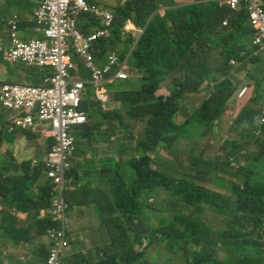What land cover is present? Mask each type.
Wrapping results in <instances>:
<instances>
[{
  "label": "trees",
  "instance_id": "obj_1",
  "mask_svg": "<svg viewBox=\"0 0 264 264\" xmlns=\"http://www.w3.org/2000/svg\"><path fill=\"white\" fill-rule=\"evenodd\" d=\"M261 2L264 7V0ZM241 4L240 10L232 11L227 5L221 4V0H195L189 5H180L175 0H127L123 5L112 8L115 14L112 37L111 40L102 39L97 43V54L99 59L107 58L109 51L123 42L124 50L119 56L121 60H128L130 79L113 82L108 87L109 94L114 92V99L127 109L126 115L130 120L144 124L142 134L145 140L135 148L128 146L120 150L135 149L139 152V157L131 162L129 169L117 156L105 161L106 165H110L105 168L111 188L108 190L110 215L105 224L111 233V243L96 250L95 255L90 252L87 256L70 258L68 264H136L145 256L144 252L136 250L137 246H142L143 239L151 240L149 244L166 240L171 252H177L178 249L188 252L191 239L197 248L191 253L192 256L187 257V264H264V158H254L249 165L252 169L246 166L249 170L243 171L242 167L243 187L236 188L238 198L201 186L196 183L197 179L174 178L167 171L156 169L160 166L153 165L155 159L162 162L169 158L167 151H171L180 138L183 127L175 123L180 104L188 95L208 90L205 83L211 81L215 82L212 93L200 108L193 111L186 123H197L211 131L217 126V121L226 112L225 108L234 95L230 79L232 59L253 64L254 69L248 79L256 84L262 56L259 48L253 45L256 32L249 25L246 9L249 2L241 0ZM161 12L164 14L161 15ZM129 21L143 29L133 47V38L130 35L125 37L122 31ZM225 21L228 22L227 26L223 25ZM94 26L100 27V24L87 20L80 27L85 34H89ZM0 30L3 31L1 27ZM46 75L47 71L42 73L41 78L44 79ZM136 80L139 86L135 88L133 81ZM165 83L167 95H161ZM260 89L261 85L256 84L258 97ZM87 104L94 110V100ZM100 113H104L103 108H100ZM107 114L99 116L103 119L112 117L109 125L113 132H127L129 124L117 109ZM260 119V113L245 106L233 125L242 132L261 130L259 137L250 136L255 146L261 145L256 149L264 147V122ZM88 124L82 128L85 134L101 130L100 125ZM242 132L240 135L243 137ZM23 133L29 139L40 135L31 131ZM122 139L127 140L129 136H123ZM50 140L52 146L54 140ZM226 146L231 147L228 142H225ZM239 147L240 140H235L234 148ZM231 159L235 160L233 152H227L224 161H217L215 165L197 160L207 166V171L203 170L206 172L202 174L208 175L211 172H226ZM33 163V160L25 161L23 166L27 174L23 177L8 176L4 170H0V197L3 200L10 199L11 205L21 211L52 205L53 188L48 190V196H42L44 203H34L36 198H33L35 195L30 181L36 182V178L44 172V165L34 166ZM127 174L130 184L125 182ZM157 189L169 196V207H173L174 200L178 202V212L173 221L164 227L160 226L151 235L142 236L136 232V228L138 224L141 225L140 222H145L144 211L148 208L149 200L155 197ZM200 204L212 205L216 215L221 212L226 213L227 218L234 217L232 223L226 221L229 224L227 231L214 233L217 234L215 238L205 221L195 216L194 205ZM113 215L116 217L112 218ZM48 222L51 227L57 224L52 220ZM244 224L250 225L251 230ZM130 229L132 232L129 234ZM250 245L255 246V250ZM222 250L227 255L224 261L219 259Z\"/></svg>",
  "mask_w": 264,
  "mask_h": 264
},
{
  "label": "crops",
  "instance_id": "obj_2",
  "mask_svg": "<svg viewBox=\"0 0 264 264\" xmlns=\"http://www.w3.org/2000/svg\"><path fill=\"white\" fill-rule=\"evenodd\" d=\"M257 1L262 4L261 0ZM178 2L180 5H189L192 3V0H179ZM4 10H6L4 13L8 15L9 13L14 14L16 9L14 6L7 7L6 4ZM34 10L35 9H33L32 12H29L30 16L28 18H22V20L19 22L18 36L23 42H29L35 35L33 26L35 23L32 21V19H35V17L32 15ZM129 25L131 30H135L137 28L135 24L130 21ZM1 34L3 37L2 40L8 43L10 30L6 33L1 31ZM259 52L262 56V62L257 73V79L262 77L264 79V51ZM105 62L106 57L104 59H100L99 61L101 65H104ZM237 62V65L231 66L230 79L233 84L236 85L235 78H240V84H237L238 86L234 88V95L231 98L230 103L227 105L231 106L233 104L232 107L234 109L230 117L231 127H233L238 114L245 106L250 107L251 110L257 113H260L261 116L264 114V88L261 86L259 91L260 93L263 91L261 93L263 96H256V84L254 81L248 79L249 73L254 69L253 64L249 61ZM0 65L4 69L2 78L8 82L35 85L42 83L41 76L42 73H45V71H42L41 67L39 66H22L19 71L18 67L13 66L11 75L15 78V80H11L9 77L10 73L8 72L9 69L7 62L4 61L1 53ZM220 78L223 79V76H220ZM109 85H113V82L111 83L110 81L108 83V87ZM166 85L167 83L163 85V89H165ZM246 85H249L250 92L245 97L240 98V101H238L236 95L239 90H241V88ZM133 86L135 88L139 86L137 80ZM208 92L209 88L208 90L206 89L190 95L186 102L181 103L180 111L177 114L175 120L177 126L183 127V130L179 136V139L182 140L180 145L185 140L192 142L191 147L194 148L192 151V160L202 159L203 153L208 149L210 144L216 140L217 134L221 132L226 133V131H223L225 129H223L222 125V118L228 120V115L226 112L223 114L222 118L217 121V126L213 129V131L197 123H186L192 111L194 109L200 108V106L209 97L207 96ZM110 95L111 103L105 106L102 103L95 102L96 106L93 107L94 110L87 112L89 124L100 125L101 130H95L90 134H85L83 133L82 129L84 127H81L78 133L77 142L83 141L86 138L109 140L108 136L111 137L120 132L118 131L115 133L110 129L107 133H102L106 128H103L101 125L103 123L110 124L112 117H105V119L101 118L99 115L103 114L100 113V108H103V110L111 109L113 112H115V110L118 108V105L122 104L120 101L114 99V92H110ZM236 103L237 105H234ZM227 106L225 110H227ZM128 128L130 130V137L127 140H122V142L128 141L129 146L133 147L132 140L134 137L142 134L144 124L140 121L130 120ZM236 131L233 132H235L237 135H240V133H238V129H236ZM257 131L258 129H254V131H251V129L243 132L241 130L239 131L244 135L243 137L240 135V150L242 153L246 152L248 154L257 148V146H255L250 140L251 134L256 136ZM96 136H98V138ZM131 137L132 140H130ZM37 141H45L47 143L50 141L51 143V140L46 138H44L42 141L37 137ZM229 141H231V145L229 143L228 144L231 147H234L235 140ZM80 143L79 150L77 145L75 158L72 161V171L70 172V175L77 181V183L75 182L73 188L67 194V199L70 205L68 217L70 220L69 232L71 248L67 251L64 258L65 264L69 263L70 258L78 255L87 256L90 252H94L95 255L96 250L102 249L104 246L108 245H102L100 243V239L105 235L108 238L106 231L111 236V233L105 224V221L109 219L108 215H110L109 211L111 208L110 197L108 195L109 188L100 184L98 177V174H100L105 178L106 181H108L105 168L109 167L110 165H106L107 163H105V161L109 158L102 161V171L96 168L92 169L90 165L84 167L80 166L79 162L82 160V153L80 152L82 142ZM37 147L38 145L34 142V140L25 137L22 131H12L7 127V124L3 123L2 128L0 129V170H4L8 176H25L27 172L25 171L23 164L27 160H32ZM121 149L122 147L119 145V150ZM179 150V154L184 152V149ZM50 152L51 148H47L41 157L43 158ZM242 164H244V162ZM260 165L263 166L262 164ZM249 167L243 166V168H246V170H249ZM182 169H186L189 172L195 174L196 176L194 177L201 176L197 178H202V182H196L197 184L201 186H207L209 184L204 179L206 175L202 174L207 170L203 171L197 166H193L191 162ZM52 185L53 183L48 178L45 171L40 174L36 178L35 185L32 189V193L35 195V197H37L34 200V203H44L41 198L42 196H48V190L50 187H52ZM47 208L48 207H43L41 209L21 211L20 209H17L11 205L10 199L6 198L3 200L0 197V264L47 263L51 247V243L48 238V233L51 229V226L48 220H52L50 215L45 217V211ZM146 209L144 211L146 215L145 222L143 224L140 222L141 225L139 233H141L142 236L152 230L147 224L149 221L148 217L150 218L152 215ZM103 214L105 215V218L103 217ZM102 218H104V220ZM45 222H47V224Z\"/></svg>",
  "mask_w": 264,
  "mask_h": 264
},
{
  "label": "built area",
  "instance_id": "obj_3",
  "mask_svg": "<svg viewBox=\"0 0 264 264\" xmlns=\"http://www.w3.org/2000/svg\"><path fill=\"white\" fill-rule=\"evenodd\" d=\"M241 0H227L233 11L240 9ZM120 0H44L35 13L36 33L43 38H32L23 42L18 36L19 23L16 15L10 21L11 48L6 50V59L29 66L52 67L53 77L44 85L3 82L0 79V105L10 113H18L14 123L23 129L41 131L55 141L47 158L49 175L59 186L53 206L45 212L58 223L49 230L52 248L46 264H63L65 252L70 247L68 219L69 206L64 198L66 177L72 169L77 139L72 130L75 126L88 123L87 114L82 111L87 84L93 85L97 98L106 103L109 94L105 87L113 79L127 80L128 64L121 61L117 52L112 51L104 65L99 63L96 44L102 39H111L115 15L107 6H114ZM249 21L256 31L253 44L264 51V8L257 0H248ZM86 15H94L101 20L102 28L90 35L79 29V23ZM227 23L225 22L224 25ZM2 41L0 40V46ZM75 53L86 62L91 71L87 82L82 75L76 77ZM234 65L236 62L231 61ZM112 77V78H111ZM248 92L245 87L239 93L243 97ZM25 113V116H23ZM13 117V116H12ZM12 117L10 119H12ZM53 129L50 130V125ZM69 183H71L69 181Z\"/></svg>",
  "mask_w": 264,
  "mask_h": 264
},
{
  "label": "rangeland",
  "instance_id": "obj_4",
  "mask_svg": "<svg viewBox=\"0 0 264 264\" xmlns=\"http://www.w3.org/2000/svg\"><path fill=\"white\" fill-rule=\"evenodd\" d=\"M40 1L41 0H1L0 1V27H1V29H4L3 32L6 33L8 31V29H6V28L10 26V20L15 19L16 15L18 17L17 21L19 23L22 20V18L23 19L28 18L30 16L29 12H32L33 9H35L34 12L37 11L39 9ZM175 1L178 2L179 0H175ZM194 2H195V0H192L191 4H193ZM6 4H7V7H11V6L15 7L16 10H15L14 14L9 13L7 15L4 13L6 11V10H4V8L6 7ZM221 4L225 5V0H221ZM36 5H37V7H36ZM163 14L164 13L161 12V15H163ZM32 15L34 16V13ZM32 21H33V23L36 24L37 19H32ZM130 22L134 23L133 21H130ZM35 24H33V25H35ZM99 28H100L99 26H94L93 31H97ZM122 28H123V30H122L123 35H125V37H128L130 35L134 40V43L131 46L132 47L135 46V43H136L135 40L143 33V29L138 27L135 30H131L129 23H127ZM0 36H2V34H0ZM122 43L123 42L118 43V45L115 48L111 49L109 52L114 51V52H117L118 54L121 55L122 51L124 50V46ZM7 66L9 69L8 72L10 73L9 77L11 78V80H15V78L11 75L13 66L18 67V71H19L22 66H26V65L17 63L15 65L9 64ZM235 82H236V85L235 84L233 85L234 88H236L238 86L237 84H240V78H235ZM133 84L135 85V81H133ZM214 84H215V82H213V81H211L208 84L205 83V85H207V87L209 88V92L207 93V96H210V94L212 93ZM256 84L261 85L262 88H264L263 77L258 78L256 80ZM89 91L92 94L95 93V91L91 88V86H89ZM160 94L161 95H167L166 88L162 89L160 91ZM190 95H192V94H190ZM190 95H188L187 98L183 102H186ZM262 96H263V94H260V97H262ZM91 100H94L95 102H99L95 97L89 96L84 103L85 107H82V109H81L82 111L88 112L91 110V108H92L91 105L87 104V102L91 101ZM234 105H237V103ZM232 106H233V104L231 106H227L226 113L228 115V120L222 118L223 129H225L223 131H226V133L221 132V133L217 134L216 140L213 141L210 144V146L208 147V149L203 153L202 159L205 161H210L215 165L217 161H224V159L227 157V152H233L234 153L235 160L230 161L231 165L226 170V172H223V171L211 172L210 171L211 172V173L209 172L210 174H208V175L205 174L206 176L204 179L209 184L207 186H204V187L214 189L216 191L224 193L228 197H231V198H238L237 193H236V188H242L243 187V184L241 182L242 175L244 173V172H241L242 167L243 166H249L253 162V159L257 158V156H258V159H260V160L262 158H264V147L259 148V149H255L253 152L248 153V154L246 152L242 153L240 150V147L239 148H234V147H229V146L225 147L226 141L236 140L238 137V135L232 131V127H231V118L230 117H231L232 111L234 110ZM117 110L123 116L125 121L129 124L130 119L126 115L127 109H125L122 104H119ZM193 111H192V113H193ZM98 112H99V110H98ZM107 113L112 114L114 112L111 109H105L104 113H103L104 116L108 115ZM263 113H264V108H263ZM260 121L264 122V114L261 116ZM101 126L103 128H106V129H111L110 125L108 123H103ZM81 127L82 126H75L72 130V133L76 138L78 137V133H79ZM49 129L50 130L53 129L52 124L50 125ZM123 136H129L130 137L129 128H127V132H119V133L111 136V139H109V140H107V139H93V138L84 139L82 141V147L80 149V152L82 153V160L79 162V165L82 167L90 165V167H92V169L96 168V169L102 171L101 170L102 161L107 159V158L117 156L119 158V160L122 161V163L124 165L125 164L128 165V169H129L131 162L136 157H139V152H137L135 149H133L131 151L124 150V151L120 152L119 145L122 148H127L129 146L128 141L122 142ZM96 137L98 138V136H96ZM38 138L39 139L41 138V134L38 136ZM44 138L50 139L48 136H46V134L43 135V138L41 140L43 141ZM33 140L38 145V147L35 149L36 152H35L34 157L41 159L42 158L41 155H43L44 152L46 151V149L49 147L50 141L48 143L45 141L39 142V141H37V136L34 137ZM130 140H132V137ZM143 140H145V136L143 134H140V135L134 137L132 140V146L134 148L137 147V145ZM181 141L182 140L178 138L177 142L171 148V151H167L169 153V155H168L169 158H167L166 160L163 159L162 162L155 159L153 162L154 163L153 165L155 167L160 166V167H157L156 169L165 170V171H167L168 175H171L174 178H183V177L184 178H193V179H197L196 182H200V181L202 182V178H196V177H194V176H196L195 174L189 172L186 169H182V167L187 166L190 162L192 165L196 164V166L202 170H207V166L202 164L199 160H192L193 159L192 151L194 150V148L191 147L192 142H189V140H185L180 145ZM228 143L231 145V141H229ZM257 147H261V145H257ZM79 148L80 147H79V142H78V150H79ZM179 149H184V152H182V154H179V151H180ZM164 151H166V150H164ZM46 156H44L43 158H45ZM243 162H244V164H242ZM244 169H246V168H243V171H244ZM250 169H252V168L250 167ZM98 177H99L100 184H102L104 187H108L109 189H111L109 186V183L105 180V178L102 175L98 174ZM197 177H201V176H197ZM125 182L127 184H130L129 174L126 175ZM30 185L34 187L35 181L33 182V180H31ZM33 198H37V197L34 196ZM111 198H112V196H111ZM168 200H169V196L166 195L164 191L159 190V189H157L155 197H152L149 200L148 209H146V210H148L152 216L150 218L148 217L149 221L147 224L152 229V232H154L160 226L164 227L165 224L170 223L171 221H173L175 219L176 212H178V210L176 209V204L178 202L176 200H174L173 201V207H169L168 206ZM212 208H213L212 205L209 206L207 204L194 205V210L196 212L195 216L200 217L203 221H205L207 227L209 229H211L210 232H213V234L214 233H223V232L227 231L228 225L233 222L234 217H231V219L227 218L228 215L226 213H221V212L219 214H217L218 215L217 216L215 214L216 212ZM103 217L105 218L104 214H103ZM115 217L116 216L113 215L112 218H115ZM104 218H102V219L104 220ZM226 221H228L229 224ZM45 223L47 224V222H45ZM238 225H240V224L238 223ZM244 225H245V227H247L248 230H251L250 225H248V224H244ZM139 230H140V226L138 224V227L136 228V232L139 233ZM131 232H132V229L128 230L129 234ZM106 233L108 235V238L105 235L103 238L100 239V243L102 245L111 243V236L107 231H106ZM151 233H150V235H151ZM214 235L216 238L217 234H214ZM255 240H257V239H255ZM150 241L151 240L143 239L142 246L136 247L137 251L145 253L144 258L141 259L140 261L136 262V264H187L186 263L187 257H190L191 253H193V251L197 248V246L194 244V242L191 239L188 242V244H189V251L188 252H186L182 249H178L177 252H171L167 248L166 240H164L162 242L152 241L153 243L149 244ZM250 246H252L253 247L252 249L255 250V246H253V245H250ZM235 247H239V246H235ZM226 256H227L226 252L223 250L219 253V259L222 261H224L226 259Z\"/></svg>",
  "mask_w": 264,
  "mask_h": 264
},
{
  "label": "clouds",
  "instance_id": "obj_5",
  "mask_svg": "<svg viewBox=\"0 0 264 264\" xmlns=\"http://www.w3.org/2000/svg\"><path fill=\"white\" fill-rule=\"evenodd\" d=\"M42 1H44V0H42ZM42 1H40V4H41V2ZM121 2L120 3H118V4H116V5H114V6H107L109 9H111V11H112V8L113 7H117L119 4H121V5H123L124 3H126V1L127 0H120ZM248 1V0H247ZM261 4V3H260ZM225 5H227L228 7H229V5L227 4V0H225ZM40 6V5H39ZM263 6V5H262ZM242 7V4H241V1H240V8ZM248 7H249V5L246 7V9H247V11H248ZM230 8V7H229ZM264 8V7H263ZM231 9V8H230ZM240 10V9H239ZM233 11V10H232ZM113 12V11H112ZM35 13H36V11L34 12V17H35ZM249 13V12H248ZM113 14H114V12H113ZM115 15V14H114ZM35 19H36V17H35ZM12 20V19H11ZM10 20V21H11ZM87 20H91V21H93V23L94 24H100V28H102V23H101V20L100 19H98L97 17H95L94 15H86V16H84V19L83 20H81L80 21V23H79V29L83 32V30L81 29V27L80 26H83V25H85V23H86V21ZM227 23L226 25H224V23ZM224 23H223V25L224 26H227L228 25V22L227 21H225ZM115 23V22H114ZM93 25V24H92ZM249 25L251 26V24H250V21H249ZM36 26H37V22H36V24L34 25V30H35V28H36ZM91 26V25H90ZM114 27V26H113ZM99 28V29H100ZM6 29H8V31L10 30V37H9V42L7 43L6 41H3L2 40V36H0V40L2 41V45L0 46V53L2 54V56H3V59H4V61L5 62H7V65H9V64H11V65H15V64H17V63H14V62H10L9 60H7L6 59V50H8V49H10L11 48V43L12 42H10L11 41V35H12V32H11V27L9 26V27H7ZM98 29V30H99ZM97 30V31H98ZM97 31H93V28L92 29H90V32H89V34H85L84 32V34L85 35H90V34H92V33H95V32H97ZM112 31H113V28H112ZM256 32V31H255ZM0 34H1V31H0ZM112 37V36H111ZM33 38H38V39H40V38H43V35H40V34H38V33H36V31H35V35L33 36ZM255 38V37H254ZM107 40H111V39H107ZM101 41V40H100ZM98 43V42H97ZM254 45V44H253ZM96 46H97V44H96ZM97 49V48H96ZM71 53L72 54H74L75 55V58H74V61H75V65L78 67V71H75L74 72V75L76 76V77H78V76H80V75H82V77H83V79L85 80V81H87V82H90V80H91V71L86 67V62H85V60L82 58V57H80V56H78L76 53H75V51L74 50H72L71 51ZM97 53V52H96ZM110 53L111 52H109V56H110ZM98 55V54H97ZM119 55V54H118ZM108 56V57H109ZM107 57V58H108ZM120 57V56H119ZM106 58V59H107ZM120 60H121V58H120ZM127 60V58L125 59V60H121V61H126ZM232 60H234L236 63L233 65L232 63H231V61ZM231 61H230V66H235V65H237L238 64V62H237V60H235V59H232ZM100 61V60H99ZM20 64H23V65H26V66H29V65H27V64H24V63H20ZM127 64H128V60H127ZM32 66H39V65H32ZM39 67H41V66H39ZM128 67H129V64H128ZM41 70L42 71H47V75L45 76V78L44 79H42V83H39V84H36V85H31V84H28V85H31V86H41V85H44L45 83H46V81L49 79V78H51V77H53L54 76V74L56 73V69L55 68H52V67H41ZM4 73V69L2 68V66L0 65V79L3 81V82H8V81H6V80H4L3 78H2V74ZM112 78V77H111ZM115 81H120V80H117V79H113V80H111V83L112 82H115ZM11 83H15V82H11ZM233 83V82H232ZM21 84H23V83H21ZM234 85V84H233ZM89 86H91V88L95 91V89H94V87H93V85L92 84H90V83H88L87 84V90H86V95L84 96V98H83V102H85L86 100H87V98L89 97V96H93V97H95L100 103H102V104H104L105 106H106V104H108V103H111V97H110V94H109V88H108V83L105 85V87H106V89H107V91H108V94H109V100L106 102V103H104V102H102V101H100L98 98H97V96H96V91H95V93L94 94H92L90 91H89ZM245 87H247L248 88V92L243 96V97H245L249 92H250V87H249V85H246V86H244L243 88H245ZM243 88H241V90L243 89ZM241 90H239V92L237 93V95H236V97H237V100L238 101H240V98H243V97H239V93L241 92ZM83 102H82V107H83ZM230 103V102H229ZM86 114H87V112H85ZM225 114V113H224ZM13 116V117H12ZM16 116H18V113H16V112H14V113H10V112H8L2 105H0V129L2 128V124L3 123H5V124H7V127L10 129V130H12V131H22V132H24V131H31V132H33V133H35V134H37V133H39V134H41V138L40 139H42L43 138V133H42V131H41V129H42V127H40V128H38V130H33V129H23V128H20V127H18L15 123H14V117H16ZM23 116H25V113H23ZM87 116H88V114H87ZM12 117V119H10ZM4 120V121H3ZM88 123H89V117H88ZM87 123V124H88ZM87 124H85V125H87ZM85 125H83L82 127H84ZM232 130L233 131H236V129L234 128V126L232 127ZM237 132V131H236ZM238 133H240L239 131H238ZM23 135H24V133H23ZM261 135V130H258L257 131V134H256V136H260ZM51 139V138H50ZM77 139V138H76ZM237 139L238 140H240V135H238V137H237ZM78 141V140H77ZM54 144H55V141H54ZM54 144L51 146V143H50V145H49V147H48V149L49 148H51V150H52V147L54 146ZM76 146H77V144H76ZM77 149V148H76ZM75 153H76V151H75ZM50 154V153H49ZM49 154L45 157V158H43V159H38V158H36V157H33L32 158V160L34 161V163H33V165L34 166H38V165H40L41 163H43V165H44V171L46 172V174H47V176H48V178L52 181V183H53V185H52V187H50V189H52L53 188V190H52V193H51V197H52V205L50 206V207H48L47 208V210H49L52 206H53V203H54V200H55V198H56V195H58V191H59V186L56 184V182H55V180L53 179V178H51L50 177V175H49V167H48V162H47V158H48V156H49ZM74 158H75V155H74ZM74 158H72L71 159V164H72V160L74 159ZM232 160V159H231ZM27 161H29V160H27ZM241 167V166H240ZM72 171V169L68 172V175H67V177H66V181H67V185H66V190L64 191V198H65V200H66V202H67V204H68V206H69V209H70V205H69V202H68V199H67V194H68V192L73 188V186H74V184H75V179L70 175V172ZM69 181L71 182V183H69ZM33 189V188H32ZM69 209H68V212H69ZM46 210V211H47ZM45 211V212H46ZM45 217H48L46 214H45ZM68 219H69V217H68ZM52 221L53 222H55L53 219H52ZM70 221V220H69ZM55 223H57V222H55ZM58 225V223L57 224H53L52 225V227L53 226H57ZM51 227V228H52ZM70 229V228H69ZM152 232V230H150L147 234H145V235H149L150 233ZM69 237H70V232H69ZM48 238H49V240H50V243H51V247H50V251H51V248H52V241H51V239H50V237H49V233H48ZM163 241V240H162ZM162 241H160V242H162ZM71 242V241H70ZM71 248V244H70V247H69V249ZM69 249H67L66 250V252H65V255H64V257H63V263H64V258H65V256H66V253H67V251L69 250ZM50 251H49V255H50ZM49 255H48V258H49ZM47 261H48V259H47Z\"/></svg>",
  "mask_w": 264,
  "mask_h": 264
}]
</instances>
